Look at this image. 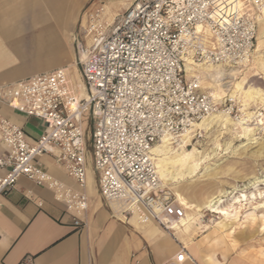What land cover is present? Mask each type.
<instances>
[{"label": "built area", "instance_id": "built-area-1", "mask_svg": "<svg viewBox=\"0 0 264 264\" xmlns=\"http://www.w3.org/2000/svg\"><path fill=\"white\" fill-rule=\"evenodd\" d=\"M262 16L264 0H133L111 20L103 4L87 9L74 34L75 67L86 96L71 88L64 67L0 87L3 105L45 127L29 143L23 129L0 113V143L6 150L0 156V204L23 177L50 190L72 224L81 226L88 207L89 147L102 199L117 203L121 214L138 224L155 222L172 233L186 209L160 179L152 148L164 139L177 144L193 138L200 130L196 125L212 113L238 115L239 103L226 96L215 100L200 85L195 68L243 67ZM255 112L264 121V114ZM256 132L264 135V128ZM44 154L76 187L42 168ZM185 257L180 245L174 261Z\"/></svg>", "mask_w": 264, "mask_h": 264}, {"label": "crops", "instance_id": "crops-1", "mask_svg": "<svg viewBox=\"0 0 264 264\" xmlns=\"http://www.w3.org/2000/svg\"><path fill=\"white\" fill-rule=\"evenodd\" d=\"M92 1L0 0V87L56 68L72 70L74 34L84 8L95 7ZM126 1L129 6L133 0ZM0 113L23 129L29 143L45 130L38 118L1 102ZM5 153L0 143V156ZM39 162L50 175L76 187L51 155ZM84 192L88 207L82 225L75 227L50 190L21 177L1 199L0 264H261L211 229L202 230L205 224L183 234L166 232L155 222L138 224L121 214L118 204L102 199L89 174ZM180 245L186 257L176 263Z\"/></svg>", "mask_w": 264, "mask_h": 264}, {"label": "rangeland", "instance_id": "rangeland-1", "mask_svg": "<svg viewBox=\"0 0 264 264\" xmlns=\"http://www.w3.org/2000/svg\"><path fill=\"white\" fill-rule=\"evenodd\" d=\"M94 1L96 2L94 3ZM100 2H103L108 8L106 9L108 19H110V13L113 16L121 15L128 7L126 0H93L92 5H99ZM88 7L89 5L84 8V11ZM262 32L264 33V21L259 22L257 35ZM251 59L248 62L249 65L247 63L243 67H239L241 73L237 75V79H225V81H229L227 84L231 90L234 89V81H240L245 88L251 84L250 86L259 88L264 93V69H256ZM69 67L70 69L72 67V70L68 71L70 86L81 96L84 90L79 69L74 64ZM235 95L234 100L239 103L238 112H240V95L238 92ZM256 110L264 114V104L260 102L248 104L247 111ZM234 112L236 111L234 110ZM88 119L86 116L85 124L89 121ZM232 122L225 126L213 124L209 129L200 128L197 135L193 138L190 137V141L183 145L185 149L194 146L204 156H208L202 162L201 167L193 171L191 177H185L181 182L182 186H188L190 198L195 201L203 200L213 192H221V206L226 207L229 214H234L236 211L238 217L230 216L225 219L218 214L203 210L204 217L208 221L201 229L204 230L206 227L211 229L214 234L222 236L232 245H237L240 249L245 250L247 258L264 264V208L260 206L264 201V135L254 131L251 139H242L239 137L240 129L235 119H232ZM250 126L254 127L253 123ZM199 131L200 134H198ZM86 137L89 139L90 130ZM91 154V148L87 147L86 173L96 179L97 175L92 167ZM255 177L263 179V181L252 185L251 182ZM169 185L174 191L173 183ZM240 192L245 193L249 198L248 201L246 200L247 202H241V207L238 202L234 204L235 198L241 195ZM259 192H261V196H259ZM218 221H220L219 224H217Z\"/></svg>", "mask_w": 264, "mask_h": 264}, {"label": "bare ground", "instance_id": "bare-ground-1", "mask_svg": "<svg viewBox=\"0 0 264 264\" xmlns=\"http://www.w3.org/2000/svg\"><path fill=\"white\" fill-rule=\"evenodd\" d=\"M236 5L239 6L240 3L237 2L235 3V6ZM105 7L108 9L107 6ZM112 17L113 15L110 13V20ZM260 21H264V16L259 18L258 23ZM255 44L245 64H247L250 58H252L251 60L254 67L261 70L264 69L263 32L257 35L256 31ZM247 65H249V63ZM195 70L196 74L198 73L200 85L203 89L207 90L206 92L209 93L215 100L221 102L224 99V96L234 100L237 95H235V93L238 92L240 95L239 102L241 107L240 112L236 117H232L227 111L221 110L204 118L196 125L197 127L209 129L213 124H221L222 126H225L226 124H232L234 122V120L232 122V119H235V122L238 124L240 129L239 137L247 140L251 139L250 137L254 131L264 128L263 118H258L262 116V114H256L255 111H247V106L251 102H260L264 104V93L262 90L250 86L251 84L245 88L240 81H234V89L232 88L233 90H231L227 84L229 81H225L226 78H231L233 80L237 79V75L241 73L239 67L220 65L199 66L196 67ZM83 96H86L85 91ZM252 123L254 127L250 126ZM188 141H190V136L183 138L177 144H172L164 139L155 144L152 148V154L157 165V171L160 179L166 184L173 183L175 188L173 192L175 193L176 199L186 209L185 217L180 219L179 223H174L172 225L175 232L182 234L194 228L197 222L201 221V218L205 216L203 210H207L213 214H218L221 218L223 217L225 219H228L230 216L233 218L238 217L235 213L236 211H234V214H229L227 208L221 206V192H213L207 195L203 200L195 201L190 198L191 195H189L188 186H182L181 180L185 177H191L193 171L196 168L201 167L202 162L208 156H204L202 152L194 146L190 149H185L183 145L188 143ZM262 181L263 179L255 177L251 184L256 185ZM259 196H261V192H259ZM248 199L249 198L245 193H241V195L235 198L234 204L238 202L239 207H241V202L246 200L248 201ZM260 206L261 208H264V201ZM219 223L220 221L217 222V224Z\"/></svg>", "mask_w": 264, "mask_h": 264}]
</instances>
